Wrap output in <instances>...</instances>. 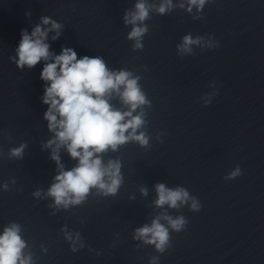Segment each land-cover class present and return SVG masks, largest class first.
I'll return each instance as SVG.
<instances>
[{
	"label": "water",
	"instance_id": "obj_1",
	"mask_svg": "<svg viewBox=\"0 0 264 264\" xmlns=\"http://www.w3.org/2000/svg\"><path fill=\"white\" fill-rule=\"evenodd\" d=\"M103 159L121 161L118 193L105 197L92 189L83 204L67 210L48 207L51 197L32 196L37 189L43 196L57 166L1 181L0 233L10 222L20 224L25 251L35 264H149L153 256L158 264H264V134L166 143L104 154ZM76 163H65V169ZM237 166L241 175L225 180ZM6 182L8 191L2 187ZM157 183L184 187L199 200L200 211H191L190 204L157 207ZM162 214L183 215L188 224L180 232L170 229V247L159 253L133 236ZM64 226L74 238L80 233L83 248L77 243L78 251L71 250Z\"/></svg>",
	"mask_w": 264,
	"mask_h": 264
},
{
	"label": "clouds",
	"instance_id": "obj_2",
	"mask_svg": "<svg viewBox=\"0 0 264 264\" xmlns=\"http://www.w3.org/2000/svg\"><path fill=\"white\" fill-rule=\"evenodd\" d=\"M210 0H184L179 7L185 8L188 13L193 9L202 12ZM175 5L173 0H160L159 5L149 3L148 0H136L132 10L123 14L125 26H131L127 39L133 41V50H143V37L148 33L145 23L153 10L160 16L168 14ZM30 16V13H26ZM63 25L51 16H42L40 23L32 28L21 30V39L16 47L15 57H9L17 68L23 70L34 68L43 61L44 66L40 79L45 82L43 104L47 105L44 119L47 121L48 131L53 133L44 148L51 149L50 158L55 161L57 175L54 182L46 192L37 189L32 193L36 199L51 197L53 203L48 207L65 210L70 206L83 204L92 189L97 195L105 197L115 196L122 183V164L119 159H109L106 163L103 154L109 150L116 152L129 142L135 141L141 147L148 148L150 137L145 130L148 123L145 106L151 107V101L142 90L139 81L141 77L130 70L110 69L105 60L100 56L80 58L70 47H62L61 53L55 55L50 52L47 43L48 34L54 32L51 38L56 40ZM193 46L208 49L218 47L213 39L204 36H195L191 33L182 37L177 44L180 56L191 54ZM145 71L147 67L145 66ZM118 98L125 110L114 105L113 98ZM211 101H205L208 105ZM135 113V114H134ZM159 140V136L157 137ZM27 145L21 143L18 147L9 149L8 158L22 159ZM64 149L69 157L77 163L70 169H65L61 162L60 150ZM241 175L237 166L225 177L233 180ZM12 179L11 184H15ZM8 191L9 183L2 185ZM157 198L154 204L163 208L177 209L190 204V210L198 212L201 204L195 196H190L184 187L169 188L164 183L155 185ZM141 194L146 196L147 189L141 188ZM55 215V213H52ZM166 223H161V220ZM188 221L183 215L173 217L162 214L156 216L151 224H144L135 229L133 239L142 240L145 244L153 245L159 253H164L170 247V229L180 232L187 227ZM65 233V240L70 241L73 252L84 247L79 232L73 234L67 231V226L61 228ZM22 226L10 222L0 233V264H35L30 251L26 252L27 242L21 236ZM47 251V249H44ZM159 257L153 256L149 264H158Z\"/></svg>",
	"mask_w": 264,
	"mask_h": 264
}]
</instances>
